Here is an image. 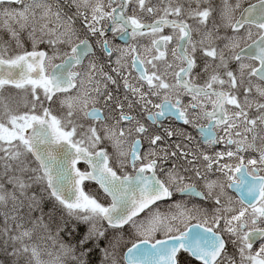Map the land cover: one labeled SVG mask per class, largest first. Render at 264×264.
<instances>
[{
	"label": "snow or ice",
	"instance_id": "obj_1",
	"mask_svg": "<svg viewBox=\"0 0 264 264\" xmlns=\"http://www.w3.org/2000/svg\"><path fill=\"white\" fill-rule=\"evenodd\" d=\"M0 264H264V0H0Z\"/></svg>",
	"mask_w": 264,
	"mask_h": 264
},
{
	"label": "flooded vegetation",
	"instance_id": "obj_2",
	"mask_svg": "<svg viewBox=\"0 0 264 264\" xmlns=\"http://www.w3.org/2000/svg\"><path fill=\"white\" fill-rule=\"evenodd\" d=\"M118 43H120L119 41H117Z\"/></svg>",
	"mask_w": 264,
	"mask_h": 264
}]
</instances>
